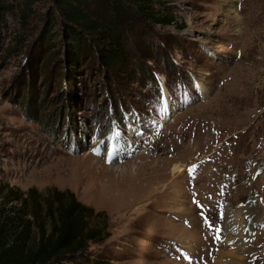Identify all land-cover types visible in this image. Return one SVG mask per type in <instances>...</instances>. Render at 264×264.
Returning a JSON list of instances; mask_svg holds the SVG:
<instances>
[{
	"label": "rangeland",
	"instance_id": "rangeland-1",
	"mask_svg": "<svg viewBox=\"0 0 264 264\" xmlns=\"http://www.w3.org/2000/svg\"><path fill=\"white\" fill-rule=\"evenodd\" d=\"M2 3L0 182L70 191L109 219L110 238L66 264H216L229 211L247 215V264H264V0L157 6L176 25L129 32L136 81L85 62L77 102L54 0Z\"/></svg>",
	"mask_w": 264,
	"mask_h": 264
},
{
	"label": "trees",
	"instance_id": "trees-1",
	"mask_svg": "<svg viewBox=\"0 0 264 264\" xmlns=\"http://www.w3.org/2000/svg\"><path fill=\"white\" fill-rule=\"evenodd\" d=\"M176 1L180 0H54L62 27L56 63L66 77V100H71L69 93L76 100L72 86L85 62L102 71L108 81H136L131 75L128 34L149 24L176 25L168 8H156ZM5 10L0 0V11ZM75 102L68 105L69 112ZM108 229L107 214L82 204L70 191L23 192L0 182V264L73 263L83 258L90 244L110 238Z\"/></svg>",
	"mask_w": 264,
	"mask_h": 264
},
{
	"label": "bare ground",
	"instance_id": "bare-ground-1",
	"mask_svg": "<svg viewBox=\"0 0 264 264\" xmlns=\"http://www.w3.org/2000/svg\"><path fill=\"white\" fill-rule=\"evenodd\" d=\"M201 88L204 87L201 86ZM167 105H169L168 102L166 103V106ZM170 112H173V110H171V107H166V111L162 121H165L164 119L167 120ZM173 172H181L180 167L175 166ZM231 213L230 211L226 213V231L229 238L228 245H232V248L230 249L231 252L228 253L227 260H223L220 256H218L220 260L218 259V263L216 264H247L246 261H248L251 257L249 253L250 249L246 248V246L241 244V242L244 241L245 243V222L248 218L243 211L236 212L234 214ZM233 215L235 216L233 217ZM235 222H237V225H235Z\"/></svg>",
	"mask_w": 264,
	"mask_h": 264
},
{
	"label": "snow or ice",
	"instance_id": "snow-or-ice-1",
	"mask_svg": "<svg viewBox=\"0 0 264 264\" xmlns=\"http://www.w3.org/2000/svg\"><path fill=\"white\" fill-rule=\"evenodd\" d=\"M97 154H99V153H97Z\"/></svg>",
	"mask_w": 264,
	"mask_h": 264
}]
</instances>
